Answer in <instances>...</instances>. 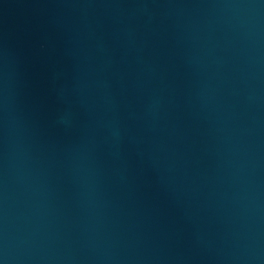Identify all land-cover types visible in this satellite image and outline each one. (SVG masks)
I'll use <instances>...</instances> for the list:
<instances>
[{
	"label": "water",
	"instance_id": "1",
	"mask_svg": "<svg viewBox=\"0 0 264 264\" xmlns=\"http://www.w3.org/2000/svg\"><path fill=\"white\" fill-rule=\"evenodd\" d=\"M0 264H264V0H0Z\"/></svg>",
	"mask_w": 264,
	"mask_h": 264
}]
</instances>
